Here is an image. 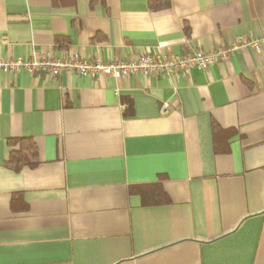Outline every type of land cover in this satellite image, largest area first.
Returning a JSON list of instances; mask_svg holds the SVG:
<instances>
[{
  "label": "crops",
  "instance_id": "crops-1",
  "mask_svg": "<svg viewBox=\"0 0 264 264\" xmlns=\"http://www.w3.org/2000/svg\"><path fill=\"white\" fill-rule=\"evenodd\" d=\"M154 6L0 0V55L133 58L264 36V0ZM18 137L35 140L37 166L6 165ZM0 264H264V48L172 77L0 70Z\"/></svg>",
  "mask_w": 264,
  "mask_h": 264
},
{
  "label": "built area",
  "instance_id": "built-area-1",
  "mask_svg": "<svg viewBox=\"0 0 264 264\" xmlns=\"http://www.w3.org/2000/svg\"><path fill=\"white\" fill-rule=\"evenodd\" d=\"M252 47L257 53L264 48V36L261 38L236 37L227 45L215 50H197L185 54H166L144 51L133 58L85 57L78 50L67 49L64 54L53 56L46 53L33 54L28 57H5L0 55V70L5 73H17L22 70L33 74L50 77L66 73H77L92 77H113L116 79L130 76H166L191 68L204 69L212 64L228 61L239 49ZM168 103L164 104L167 110Z\"/></svg>",
  "mask_w": 264,
  "mask_h": 264
},
{
  "label": "trees",
  "instance_id": "trees-1",
  "mask_svg": "<svg viewBox=\"0 0 264 264\" xmlns=\"http://www.w3.org/2000/svg\"><path fill=\"white\" fill-rule=\"evenodd\" d=\"M150 4L155 8L167 7L170 4V0H149ZM59 47L63 48L67 45L63 39H58ZM11 146V152L6 165L16 171L23 167H35L39 163V151L38 146L33 138L30 137H18L10 138L8 140Z\"/></svg>",
  "mask_w": 264,
  "mask_h": 264
}]
</instances>
